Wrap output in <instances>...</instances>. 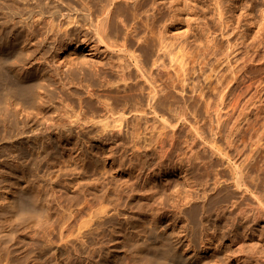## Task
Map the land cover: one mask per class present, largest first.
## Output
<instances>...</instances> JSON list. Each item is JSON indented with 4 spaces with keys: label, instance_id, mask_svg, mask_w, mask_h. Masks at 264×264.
Wrapping results in <instances>:
<instances>
[{
    "label": "rangeland",
    "instance_id": "obj_1",
    "mask_svg": "<svg viewBox=\"0 0 264 264\" xmlns=\"http://www.w3.org/2000/svg\"><path fill=\"white\" fill-rule=\"evenodd\" d=\"M131 2L122 11L142 34L152 33V44L144 42L146 58L162 99L154 100L158 110L152 114L131 113L137 135L127 127L108 135L94 123L106 116L98 113L99 99L110 95L109 102L118 104L125 94L120 74L110 65L113 56L86 43L83 34L80 45L63 49L41 43L15 14L28 11L31 1L0 0V45L5 47L0 56V264H57L61 217L94 195L106 198L103 206L133 207L147 224L159 220L165 234L156 239L158 247L173 243L194 264H264V213L256 217L250 207L242 215L232 212L229 196L208 203L204 212L194 208L202 191L201 68H240L246 52L257 55L245 83L250 85L245 98L254 96L246 112L257 111L264 99V0ZM9 65L30 69L31 96L25 102L8 93L16 84ZM81 105L89 111L86 120L94 119L83 129L64 113ZM4 134L9 138L2 139ZM159 145L166 146L167 155H160ZM152 191L154 199L145 205L140 196L132 198ZM154 208L159 217H152Z\"/></svg>",
    "mask_w": 264,
    "mask_h": 264
},
{
    "label": "bare ground",
    "instance_id": "obj_2",
    "mask_svg": "<svg viewBox=\"0 0 264 264\" xmlns=\"http://www.w3.org/2000/svg\"><path fill=\"white\" fill-rule=\"evenodd\" d=\"M26 1H31L32 7L26 12L15 10V14L33 37L40 36L41 43H48L54 49H63L71 44L80 45L84 41L81 36L83 34L87 38L86 43L92 41L94 46H102L105 52L113 56L110 65L120 74L125 94L118 104L112 103L115 100L109 102L110 95L107 100L99 99L102 106L99 108L103 110L98 113L105 111L106 116L95 120L94 124L99 125L108 135L123 127L137 135L140 129L136 122H132L136 119L133 118L134 114L147 116L156 112L158 106L154 100L162 98L159 89L152 83L150 62L146 58V44H152V33L142 34L138 24L128 20L130 14L123 12L133 5L131 0ZM4 48L0 45V56L5 53ZM256 61L257 55L246 52L240 68L213 66L208 71L206 64L201 68L203 80L199 89L200 120L197 134L200 140L198 158L202 191L194 204L197 210L204 212L208 203L229 196L232 198L229 207H234L232 212L239 210L242 215L250 207L256 217L264 213V99L250 116L246 110L254 96L245 98L246 90L250 88V85L245 86L246 79ZM6 69L14 75L16 83L15 87L8 88V93L25 102V98L31 96L30 88L26 86L30 79V69L11 66ZM2 74L3 68L0 65V78ZM256 90L258 92V86ZM90 107L93 108L92 105ZM87 111L81 105L80 109L74 107L64 110V113L72 124L83 129L94 120H86ZM128 113L134 114L130 116ZM36 115H42V112ZM47 118L45 120L53 117ZM49 124L53 126L52 122ZM162 125L169 129L167 122L162 121ZM172 132L169 135L174 138L175 130ZM17 133L19 131L13 134ZM7 138L9 136L6 134L2 136L4 140ZM159 148L162 157L167 155L166 146L159 145ZM154 194L155 191H152L133 195L132 198L140 196L139 200H144L145 205L154 199ZM105 200V197L98 195L86 198L84 205L70 209L61 217L57 229V264H65V260L66 264H139L140 261H143L142 264H194L173 243L164 244L166 248L158 247L156 239L165 234L160 231L162 228L159 230V220L153 218L147 224L145 220L137 218L138 215L144 216L142 212L135 211L133 207L126 211L117 206H103ZM151 214L152 217L160 216L155 208ZM140 242L144 243V248L140 249ZM179 246H182V242H179ZM140 253L144 254L141 256Z\"/></svg>",
    "mask_w": 264,
    "mask_h": 264
}]
</instances>
